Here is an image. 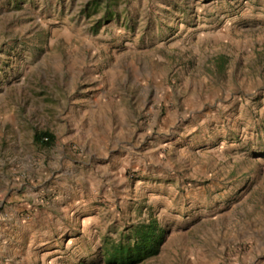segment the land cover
<instances>
[{
	"label": "rangeland",
	"instance_id": "1",
	"mask_svg": "<svg viewBox=\"0 0 264 264\" xmlns=\"http://www.w3.org/2000/svg\"><path fill=\"white\" fill-rule=\"evenodd\" d=\"M151 219L138 264H264V0H0V264Z\"/></svg>",
	"mask_w": 264,
	"mask_h": 264
},
{
	"label": "trees",
	"instance_id": "2",
	"mask_svg": "<svg viewBox=\"0 0 264 264\" xmlns=\"http://www.w3.org/2000/svg\"><path fill=\"white\" fill-rule=\"evenodd\" d=\"M54 136L48 131L36 134L35 141L50 145ZM164 229L155 219L132 227V237L127 241L112 242L104 249L107 264H138L157 255L164 241Z\"/></svg>",
	"mask_w": 264,
	"mask_h": 264
},
{
	"label": "crops",
	"instance_id": "3",
	"mask_svg": "<svg viewBox=\"0 0 264 264\" xmlns=\"http://www.w3.org/2000/svg\"><path fill=\"white\" fill-rule=\"evenodd\" d=\"M100 116H101V114H100ZM100 116H97V117H100ZM96 122H97V121H95V123H94V125H93L94 129L89 130V132H91V131L93 130L91 136H92V138H93V140H94L95 142L98 141V138H97V137H98V135H99V131H98V128H97ZM114 144H115V145H114ZM114 144H113L114 146L117 145V147H121V141H120V140H118V143H117V144H116V143H114Z\"/></svg>",
	"mask_w": 264,
	"mask_h": 264
}]
</instances>
